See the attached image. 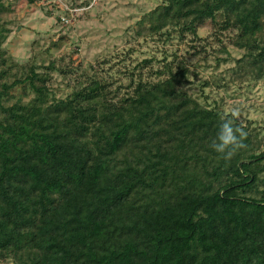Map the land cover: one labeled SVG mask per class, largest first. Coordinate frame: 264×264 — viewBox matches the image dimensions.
Masks as SVG:
<instances>
[{"label": "trees", "instance_id": "1", "mask_svg": "<svg viewBox=\"0 0 264 264\" xmlns=\"http://www.w3.org/2000/svg\"><path fill=\"white\" fill-rule=\"evenodd\" d=\"M13 11L0 0V264H264L260 133L240 119L246 148L218 158L209 145L231 113L190 92L198 64L174 51L145 76V58L118 86L83 69L61 96L52 72L74 68L16 60ZM218 13L220 52L225 31L243 50L232 77L263 78L264 0H162L137 33L191 36L199 57Z\"/></svg>", "mask_w": 264, "mask_h": 264}, {"label": "rangeland", "instance_id": "2", "mask_svg": "<svg viewBox=\"0 0 264 264\" xmlns=\"http://www.w3.org/2000/svg\"><path fill=\"white\" fill-rule=\"evenodd\" d=\"M12 1L15 11L5 16L12 22V30L5 43L8 52L19 62L29 61L34 56L45 66L55 60L57 66L75 70L68 76L58 70L52 72V83L58 95H65L72 89L75 84L73 75L80 74L83 69L89 72L96 69L118 86L130 82L134 66L145 58L153 59L142 69L146 76L151 68H160L173 59L169 56L168 61L163 60L165 54L177 51L189 62L198 64L197 70L190 73L193 80L189 85L190 92L225 112L239 109L240 119L260 133L264 150V77L250 81L232 77L233 68H237L236 59L242 56L243 50L227 37L233 31H225L222 37L230 54L220 52L215 34H219L222 13H218L215 21L208 20L199 28L198 34L206 52L193 57L189 53V50L194 51L190 47L191 36L181 41L177 34L173 40L165 42L137 33L144 14L156 8L162 0ZM63 16L69 19L68 23L62 22ZM61 37L65 40L55 45ZM217 56L228 58L219 62ZM135 70L138 77L139 68ZM195 72L199 73L198 79ZM205 80L209 85L204 86ZM127 89L125 85L122 88L123 91Z\"/></svg>", "mask_w": 264, "mask_h": 264}, {"label": "clouds", "instance_id": "3", "mask_svg": "<svg viewBox=\"0 0 264 264\" xmlns=\"http://www.w3.org/2000/svg\"><path fill=\"white\" fill-rule=\"evenodd\" d=\"M239 109H233L229 116L221 117L215 137L210 142V148L218 158L231 160L241 149L246 148L247 131L242 123Z\"/></svg>", "mask_w": 264, "mask_h": 264}, {"label": "built area", "instance_id": "4", "mask_svg": "<svg viewBox=\"0 0 264 264\" xmlns=\"http://www.w3.org/2000/svg\"><path fill=\"white\" fill-rule=\"evenodd\" d=\"M61 20H62V22H64V23H68V22H69V19H68L67 17H65V16H63V17L61 18Z\"/></svg>", "mask_w": 264, "mask_h": 264}]
</instances>
